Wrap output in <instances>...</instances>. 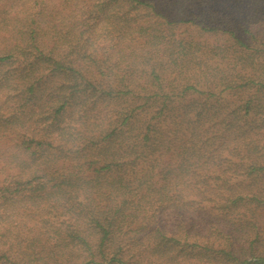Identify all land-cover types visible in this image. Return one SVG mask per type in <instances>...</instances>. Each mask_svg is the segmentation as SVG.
Here are the masks:
<instances>
[{"label": "trees", "instance_id": "1", "mask_svg": "<svg viewBox=\"0 0 264 264\" xmlns=\"http://www.w3.org/2000/svg\"><path fill=\"white\" fill-rule=\"evenodd\" d=\"M0 264H264V0H0Z\"/></svg>", "mask_w": 264, "mask_h": 264}, {"label": "rangeland", "instance_id": "2", "mask_svg": "<svg viewBox=\"0 0 264 264\" xmlns=\"http://www.w3.org/2000/svg\"><path fill=\"white\" fill-rule=\"evenodd\" d=\"M112 109H113V106H112Z\"/></svg>", "mask_w": 264, "mask_h": 264}]
</instances>
